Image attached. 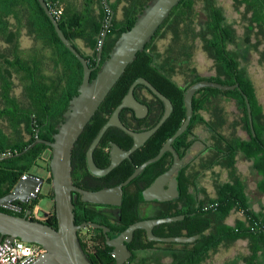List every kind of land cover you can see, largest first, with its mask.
I'll use <instances>...</instances> for the list:
<instances>
[{"label": "trees", "instance_id": "1", "mask_svg": "<svg viewBox=\"0 0 264 264\" xmlns=\"http://www.w3.org/2000/svg\"><path fill=\"white\" fill-rule=\"evenodd\" d=\"M151 1L109 0L115 13L119 8L125 12V19L113 20L104 44L101 66L92 73V80L109 58L122 33L134 25L138 15ZM46 2L58 19L64 35L87 60L89 66L96 67L102 37L111 16L105 0ZM233 5L238 12L244 7L245 12H239V15L241 14L244 21H249L246 26V42L241 44L242 49L244 46L245 52L249 53L250 46L254 47L261 53L264 63V0H233ZM228 13L229 10L220 0H182L160 26L145 50L129 65L73 150L72 168L79 173L87 172L86 155L92 142L121 104L135 80H148L172 101L174 112L148 143L132 156L133 162L126 161L110 175L112 179L107 178L112 181V185H118L132 175L135 163L140 166L157 156L163 145L184 123L187 117L184 98L189 87L201 81H212L226 86L239 84L242 92L214 88L200 90L193 100L194 116L189 128L173 143L181 160L196 143L205 144L207 148L200 155L202 157L197 163L194 179L185 175V169L181 170V197L178 201L166 203L167 209L160 215L161 218L186 216L183 222L162 225V236H199L194 243L169 244L181 248L180 252L177 251V254L171 256L173 260L170 264H203L220 248L233 247L240 240L248 241L250 253H264V212L256 213L252 209L253 203L247 194V182L241 181L237 172L239 158L253 161L252 171L262 177L257 192L264 195V112L258 102L257 89L249 69L246 66L236 68V64L225 59L229 49L237 47L235 40L242 36L238 33L235 22L228 18ZM159 36L167 40L163 47L154 45ZM25 37L31 40V46H23L22 40ZM78 41L84 43L86 50L78 46ZM196 51L205 52L215 62L216 76L198 75L193 66ZM179 65L181 71H177ZM83 74L82 64L62 43L38 0H0V198L10 194L23 177L33 174L32 169L44 162V155L51 151L50 147L35 144L27 152L24 151L35 143L37 137L47 141L54 140L58 127L65 120L64 115L71 100L78 94ZM187 78L191 81L182 86L181 80ZM145 94L154 96L143 85L135 89L138 99ZM244 94L248 96L251 104L255 137L250 129ZM217 95L234 96L238 101L250 135L248 140L236 137L235 133L224 135L220 115H215L218 116V125L209 124L204 113L211 114L209 106ZM126 111L124 109L122 113ZM162 113L161 108L155 107L153 116L143 122L145 129L153 128L160 121ZM109 139L126 144V148L133 144L131 136L121 130L114 134L111 128L96 149L95 160L105 158ZM2 154L5 156H1ZM170 157L171 154L166 153L159 162L146 169L126 188L123 205L116 208L117 215L112 218L97 214L91 210L93 206L76 202L73 198L76 225L101 224L109 227V237L115 238L132 224L144 220L136 209L141 204L139 185L145 180L150 184L157 173L151 174L150 169L166 164ZM50 159L46 165L49 176L47 195L53 200ZM223 169H229L232 182L224 181ZM209 171L215 174V196L210 195L206 187ZM73 183L76 185L75 181ZM41 198L40 195L36 201L15 202L23 208L22 212L5 208L0 210L21 217L32 211L29 217L31 220L57 228V218L53 212L44 220L34 218ZM235 212H242L244 220L230 226L227 221ZM94 231L99 236L98 244L91 253H86L89 260L93 264H116L112 255L113 248L107 245L102 231ZM153 244L148 242L144 230H138L131 244L127 246L138 252ZM41 250L43 251L42 248ZM139 255L134 254L127 264H165L162 262L163 258L141 260Z\"/></svg>", "mask_w": 264, "mask_h": 264}, {"label": "water", "instance_id": "2", "mask_svg": "<svg viewBox=\"0 0 264 264\" xmlns=\"http://www.w3.org/2000/svg\"><path fill=\"white\" fill-rule=\"evenodd\" d=\"M182 0H152L138 15L134 25L122 33L118 39L109 58L104 62L96 78L92 80V73L96 68L101 66L104 43L110 27L113 24L115 12L111 9L109 0H105V5L110 12L108 26L103 34L100 45L97 65L92 68L87 60L72 45L70 40L62 32L59 21L48 6L46 0H38L40 6L52 22L58 37L66 48L80 61L83 66V81L79 88L78 94L71 100L69 108L65 113V120L58 127L53 141L42 140L37 137L34 144L30 145L25 151L27 152L35 144H44L51 148L50 173L51 187L54 194L53 213L57 218V228L46 223L31 220L29 217L32 211H28L23 217L8 214L0 210V244L13 245L15 240H20L28 244L38 245L44 249V253L31 264H93L85 251L83 250L79 230L84 227L103 229L106 234L107 245L114 249L112 255L116 264H126L130 261L132 254L127 244L130 243L134 234L138 230H144L148 234L150 241L163 243H194L199 236L192 237H156L153 229L156 226L165 223L179 222L185 219L184 215L174 216L162 219H150L139 221L129 226L124 232L115 238H109L110 229L97 225L95 223H86L76 225L75 206L73 204V193L76 192L83 196L85 202L93 204L121 206L123 199V188L128 186L136 179L150 164L160 160L162 156L171 152L174 155L173 166L163 175H161L154 184L143 192L145 201H171L179 196L178 181L172 176L183 166V161L179 160L178 154L172 147L176 139L182 136L190 126L193 117V100L195 95L202 89L214 88L222 91L239 90L242 92L239 84L222 85L212 81H201L189 87L185 93V104L187 108V117L177 132L164 144L159 154L136 168L134 173L122 184L107 188L100 191H86L76 187L72 180V156L73 150L80 136L96 115L101 105L104 103L112 89L121 79L127 68L132 64L137 55L144 51L146 45L155 37L160 26L169 17L172 10L180 4ZM139 85L149 88L157 97L165 103V113L158 124L144 132H134L123 125L120 115L125 108H130L136 112L137 117L143 118L148 112V108L141 104L135 97V89ZM249 124L253 135L254 131L252 108L247 95H244ZM173 112L171 101L157 90L145 78H138L132 84L127 95L123 98L121 104L115 109L108 122L103 126L97 137L92 142L86 155L87 165L90 172L99 177L108 175L118 167L125 159H130L131 155L145 143L166 123ZM112 127H118L134 139V146L129 151H123L116 144H112V164L107 169H100L94 161V153L102 139ZM172 178V179H171ZM170 182V188L165 190V185ZM45 179L30 174L23 177L14 190L0 198V208L10 209L22 212L23 208L15 204L28 203L36 201L41 195Z\"/></svg>", "mask_w": 264, "mask_h": 264}, {"label": "flooded vegetation", "instance_id": "3", "mask_svg": "<svg viewBox=\"0 0 264 264\" xmlns=\"http://www.w3.org/2000/svg\"><path fill=\"white\" fill-rule=\"evenodd\" d=\"M243 32V31H242ZM245 32L242 33V36L239 37L237 40H235L237 42V47L235 48L234 46L232 48L229 49V53L228 54H225V59L228 61V62H233L234 65L236 64V68H239L241 66H246L247 63H249L250 61L247 59L249 57H253L254 55H257L258 53L260 54L259 51H257L254 47L250 46V50H249V53H246L245 52V47L243 46V49H242V46L241 44L243 42H246V38H245ZM260 39V38H259ZM261 40V39H260ZM262 50L264 51V46L262 47ZM261 55V54H260ZM259 55V56H260ZM261 58V56H260ZM260 61V60H259ZM213 66L216 67V64L215 62H213ZM214 70L216 71V69L214 68ZM177 71H181V65H179V67L177 68ZM230 74V73H228ZM144 86V85H143ZM146 87V86H145ZM149 89V88H148ZM153 93V92H152ZM154 94V93H153ZM245 95V94H244ZM154 96H156L154 94ZM150 95V94H145L144 96L141 95L139 97V99L136 97V99L141 103L143 104L144 106H146L148 108V112L146 113V115L143 117V118H139L137 117L136 115V112L130 108H125L127 109V111L125 113H121L120 115V120L121 122L123 123V125L125 127H127L128 129L132 128V129H135V130H131V131H134V132H137V133H140V132H144V131H148L150 129H145V125L143 124L144 120H147L148 118H150L151 116H153L154 114V111H155V107H159L161 108V111L163 110V113H162V117L165 113V110H166V107H165V103L159 98L156 96V98ZM215 100L214 102L209 106V108L211 109V114H206V117H207V120L209 121V124L210 123H216L218 125V116L216 117L215 115H220L221 117V127L222 125L225 126V125H229V115L225 116V113L227 112L226 110L230 107L229 104H230V101L235 103L236 104V107H238L239 109V105H238V101L233 97H230V96H225V95H217L215 96ZM248 97V96H247ZM168 98V97H167ZM222 99V103H223V106H224V109H222L221 113H219L218 111H215V105L218 104V101H220L219 99ZM245 98V97H244ZM169 99V98H168ZM170 100V99H169ZM218 100V101H216ZM171 101V100H170ZM246 102V101H245ZM172 103V101H171ZM226 103L228 104V106H225ZM194 104V102H193ZM173 105V103H172ZM194 109V107H193ZM123 112V111H122ZM173 112H174V105H173ZM172 112V114H173ZM224 112V114H223ZM193 116H194V112H193ZM253 116V115H252ZM161 117V118H162ZM171 117V116H170ZM193 118V117H192ZM161 120V119H160ZM169 120V119H168ZM167 120V121H168ZM249 120V118H248ZM166 121V122H167ZM243 121V119H242ZM192 122V120H191ZM237 122L238 120L236 119L235 122H234V126L237 125ZM158 124V123H157ZM156 124V125H157ZM191 124V123H190ZM253 124H254V121H253ZM155 125V126H156ZM213 126H215V124H211ZM243 125L245 126L244 124V121H243ZM250 125V124H249ZM154 126V127H155ZM130 127V128H129ZM153 127V128H154ZM198 127V126H197ZM189 128V127H188ZM111 129V128H110ZM113 129V132L114 134H117L119 132V130H121L120 128L118 127H112ZM152 129V128H151ZM245 129H246V133H247V137L248 139L250 138V135H249V132L247 130V126H245ZM251 129V127H250ZM137 130V131H136ZM196 130V128H195ZM122 131V130H121ZM255 131V129H254ZM124 132V131H122ZM252 132V130H251ZM125 133V132H124ZM127 134V133H126ZM256 134V133H255ZM129 135V134H127ZM226 135V134H224ZM229 134H227L228 136ZM130 136V135H129ZM154 136V135H153ZM152 136V137H153ZM252 136L255 137L253 135V132H252ZM151 137V138H152ZM150 138V139H151ZM133 139V138H132ZM149 139V140H150ZM247 139V140H248ZM148 140V141H149ZM148 141L145 143V145L148 143ZM175 142V141H174ZM112 144H116L120 149H122L123 151H129L132 149V147L134 146V139H133V144L131 146H129V148H126V144L122 143V144H119L115 141H113L112 139H109L108 141V146L106 147L105 149V153H106V156L104 159L102 158H98V159H94L96 165L98 168L100 169H107L111 166L112 164V150H113V147H112ZM100 145V144H99ZM144 145V146H145ZM203 145V144H202ZM207 145L209 146L210 143H207ZM144 146H142L141 148H139L137 151H139L140 149H142ZM164 146V145H163ZM197 146V143L195 145H193V147H191L188 152H187V155L185 156V158L183 160L180 159L179 157V154L177 153V150L173 147V144H172V147L173 149L175 150V152L178 154V157H179V160L183 161V166L178 169L175 174L172 176V178H175L177 181H178V192H179V196L171 201H158V200H152V201H145L143 200V192L145 190H147L149 187H151L154 182L161 176L163 175L164 173H166L174 164V155L173 153L171 152H167V153H170L171 154V157L168 159L167 163L166 164H161L159 166H157L156 168L154 169H150V171H152L151 174H154L155 172L156 173V176L154 178V180L148 184L147 180H145L144 182H142L140 185H139V193H140V196H139V200L141 201V204L137 206V211L140 212L141 216L144 217L145 219L144 220H150V219H162L160 217V215H162L163 213H165L166 209H167V205L166 203L168 202H174V201H178V199H180L181 197V181H180V172L181 170L185 169V175L189 178H195L196 177V171H197V163L198 161L200 160V156L202 153H203V150L207 148V146L204 144L203 145V148L201 147L200 151L197 153V154H193V149H195ZM206 147V148H205ZM98 148V147H97ZM162 149V148H161ZM96 151V150H95ZM136 151V152H137ZM134 152L132 155H131V158L130 159H125L118 167H116L113 171H111L108 175L106 176H103V177H99V176H95L93 175L89 168H88V165H87V160H86V165H87V172L83 171V172H78V170H76L74 167L72 169V180L76 182V187L80 188V189H83V190H86V191H93V192H96V191H100V190H103V189H107V188H113V187H116L118 185H112V181L111 180H107V178L109 179H112L110 178V175L117 169L119 168L123 163H125L126 161H130V162H133V159H132V156L136 153ZM159 154V153H158ZM166 154V153H165ZM164 154V155H165ZM163 155V156H164ZM162 156V158H163ZM156 157V156H155ZM161 158V159H162ZM152 159V158H151ZM160 159V160H161ZM150 160V159H149ZM160 160H158L157 162H159ZM148 161V160H147ZM146 161V162H147ZM155 162V163H157ZM145 163V162H144ZM143 163V164H144ZM155 163L153 164H150L148 167H146V169H148L150 166L154 165ZM142 165V164H141ZM140 165V166H141ZM167 165L169 166V168L167 169ZM140 166H136V163H135V168H134V171L136 170V168L140 167ZM145 169V170H146ZM145 170L143 172H145ZM142 172V173H143ZM210 172V171H209ZM211 172H213V169H211ZM134 173V172H133ZM132 173V174H133ZM141 173V174H142ZM140 174V175H141ZM149 174V173H148ZM139 175V176H140ZM138 176V177H139ZM171 178V179H172ZM135 180V179H134ZM133 180V181H134ZM126 181V180H125ZM124 181V182H125ZM132 181V182H133ZM194 181V180H193ZM131 182V183H132ZM46 183L48 184L47 182V179H45V184L44 186L46 185ZM130 183V184H131ZM74 184V183H73ZM129 184V185H130ZM196 184V183H195ZM128 185V186H129ZM170 182L168 184L165 185V190H168L170 188ZM124 187L123 188V199H122V204L121 206L123 205V200H124V196H125V191H126V188L128 187ZM197 186V185H196ZM44 188V187H43ZM192 188V187H191ZM39 198V197H38ZM73 198L75 199L76 202H79V203H82V204H85L87 206H93L91 208V210L95 211L97 214L99 215H102V216H107V217H110L112 218L113 216H116L117 215V210L116 208H120L121 206H113V205H103V204H93V203H89V202H85L83 200V196L81 194H78L76 192L73 193ZM38 200V199H37ZM75 206V205H74ZM210 208V207H209ZM208 209V207L206 208ZM181 216V215H179ZM185 216V215H184ZM174 217V216H173ZM168 218V217H167ZM185 219H186V216H185ZM184 219V220H185ZM142 220V221H144ZM183 220V221H184ZM183 221H179V222H183ZM172 223H175V222H172ZM86 224V223H84ZM96 224V223H95ZM165 224H170V223H165ZM165 224H161L159 226H156L154 229H153V234L156 236V237H162V238H168V237H164L162 236V232L160 230V227L162 225H165ZM83 225V224H82ZM97 225H100V226H103L101 224H97ZM80 226V225H79ZM105 227V226H104ZM108 229H110L109 227H106ZM94 230H101L104 237H105V241H106V234L104 232L103 229H99V228H92V227H84V228H81L78 232L79 234V239H80V243H81V246L83 248V250L85 251V253H91V251L97 246L98 242H97V238L99 237L98 236V233H96ZM146 232V231H145ZM111 233V229H110V232L108 233V236L109 234ZM146 236H147V240L148 242H151V243H154L153 245L149 246L148 249H144V250H141V251H138L136 252L135 250H132L130 248L129 251L131 252L132 254V257L130 259V261L132 260L134 254H140L139 256H141L142 254H155V253H161L162 256L159 257V258H163V259H170V260H173V257H171L173 254H177V251L180 252L181 251V248H177V246L175 247H172L170 246L169 244H178V243H163V242H156V241H150L149 238H148V234L146 232ZM110 238V237H109ZM199 239V238H198ZM133 241V240H132ZM131 241V242H132ZM197 241V240H196ZM128 243V244H131ZM107 243V242H106ZM127 244V245H128ZM128 247V246H127ZM114 251V249H113ZM113 253V252H112ZM86 254V255H87ZM141 260H144V259H150L149 257H140ZM149 262V260H148ZM156 262V261H155ZM127 264V263H126ZM143 264H145L143 262ZM167 264V263H165Z\"/></svg>", "mask_w": 264, "mask_h": 264}, {"label": "crops", "instance_id": "4", "mask_svg": "<svg viewBox=\"0 0 264 264\" xmlns=\"http://www.w3.org/2000/svg\"><path fill=\"white\" fill-rule=\"evenodd\" d=\"M242 34V33H239ZM261 54V53H260ZM259 53L253 56V59L257 57L258 60H260L259 66H255L254 69L257 67L262 69L264 65L262 64V55ZM261 58H260V56ZM251 62L246 64V68L251 70V66H249ZM264 69V68H263ZM250 76L253 79L254 85L257 89V98L259 104L263 108L264 112V93L259 92L258 85L256 83L255 75L252 76L251 71H249ZM261 79V77H260ZM258 80V79H256ZM219 100L222 101L220 98ZM219 103V102H218ZM229 108L226 110L227 112L225 113V116L229 115V125H222V132L223 134H234L236 137L241 138L243 140H247V133L245 126L243 125V115H240V112L234 107H236V104L230 101ZM220 109V108H219ZM219 113H221L222 110H218ZM224 114V112H223ZM238 120L237 125L234 126L235 120ZM203 132V131H200ZM205 137V136H204ZM203 148V145L198 143L196 148L201 149ZM253 167V161H250L248 159H245L243 157L238 159L237 162V172L240 175V180L247 182L248 190L249 192L247 193L252 204V209L258 213V212H264V195H261L259 192H257V186L258 183L261 181V178L259 175H257L255 172L252 171ZM223 178L225 182H232L230 178V171L229 169H223ZM214 179L212 177L206 179V187L207 191L210 195L215 196L216 195V186H215ZM39 214H42L43 212L40 211L39 207L36 208L35 212H38ZM51 213V212H50ZM49 213V214H50ZM244 220V215L242 212H235L227 221V224L230 226H234L238 221ZM147 255V254H146ZM145 254H142L140 257H146ZM213 256L217 257L216 259L214 257L211 258L210 264H215V260L218 261V264H264V253H258V254H252L248 251V241L246 240H240L238 243H236L233 247H228L227 249L224 248L223 251L220 254H214ZM219 257V258H218ZM221 262V263H220Z\"/></svg>", "mask_w": 264, "mask_h": 264}, {"label": "rangeland", "instance_id": "5", "mask_svg": "<svg viewBox=\"0 0 264 264\" xmlns=\"http://www.w3.org/2000/svg\"><path fill=\"white\" fill-rule=\"evenodd\" d=\"M222 2V4L227 8V10H229V13H228V18L235 22V25H236V29L238 31V33H243L246 31L247 27L248 26V23L249 21H244L241 14L239 15V12L241 13H244L245 12V9L244 7H241L239 12L238 10H236L234 8V5H233V0H220ZM250 17V16H249ZM116 18L117 21H122L125 19V12L121 10V8H119V10L117 11V13H115V17L114 19ZM243 31V32H242ZM22 44L24 47H29L31 46V40L28 39V38H24L22 40ZM78 46L82 49H85L84 48V43L81 42V41H78L77 42ZM105 44V43H104ZM167 44V40L166 39H163L162 36L156 40L155 44L154 45H159V46H164ZM86 50V49H85ZM257 56V55H256ZM195 60H193V66L194 68L196 69L197 73L199 76L201 77H210V76H216L217 75V72L214 70V66H213V61L208 57V55L203 52V51H196V54L194 56ZM251 63L249 64V66H251V72L252 73V76L255 75L256 77L258 78H255L254 81H256L257 85H258V88H259V92L261 93H264V67H261L260 68H255V66H259L258 64H260L261 61H259L257 59V57L255 59H253V57H249L247 58ZM264 65V63H262ZM261 77V79H260ZM254 79V78H252ZM258 79V80H256ZM191 81V79H183L181 80V85L182 86H186L189 82ZM219 103L215 105V111H218V110H222L224 109V106H223V103L222 101H218ZM225 106H228V104L226 103ZM220 108V109H219ZM240 112V110L238 109V107H234V109H236ZM242 113L240 112V115ZM243 115V114H242ZM206 116V115H205ZM29 137H26V139H28ZM200 151V149L198 148H195L193 149V154H197L198 152ZM51 151L46 153L44 155V162H40L39 163V166L35 167L32 169V173L34 175H37V176H40L44 179H48L49 176H48V173L46 171V165L51 157ZM214 178L215 177V174L209 172L208 173V178ZM48 188H49V184L46 183V185L44 186L43 190H42V193H41V196L42 198L40 199L39 201V209L40 211H42L43 213L42 214H39V211L38 212H35L34 213V218L36 219H39V220H44L48 214L51 212H53L54 210V201L52 199H50L47 195V192H48ZM239 242V241H238ZM237 242V243H238ZM227 247H222L218 250V252H216L215 254H220L223 249ZM162 254L161 253H155V254H147L146 257H149L152 261L153 260H158L160 259L159 257H161ZM214 257L215 259L217 257L215 256H211L206 262H204L203 264H210V260L211 258ZM145 258V257H144ZM219 258V257H218ZM163 263H167V264H170L172 262V260L166 258L162 261ZM221 263V262H220ZM215 264H218V261L215 260Z\"/></svg>", "mask_w": 264, "mask_h": 264}, {"label": "built area", "instance_id": "6", "mask_svg": "<svg viewBox=\"0 0 264 264\" xmlns=\"http://www.w3.org/2000/svg\"><path fill=\"white\" fill-rule=\"evenodd\" d=\"M41 248L20 240H15L12 246L0 244V264H31L44 253Z\"/></svg>", "mask_w": 264, "mask_h": 264}]
</instances>
